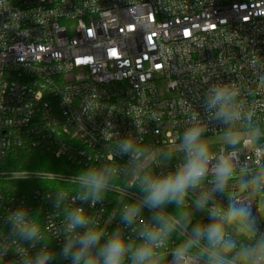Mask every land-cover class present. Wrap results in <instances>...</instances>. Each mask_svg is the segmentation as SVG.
I'll list each match as a JSON object with an SVG mask.
<instances>
[{"label":"built area","instance_id":"obj_1","mask_svg":"<svg viewBox=\"0 0 264 264\" xmlns=\"http://www.w3.org/2000/svg\"><path fill=\"white\" fill-rule=\"evenodd\" d=\"M215 83L234 84L264 129V0H0V163L15 149L62 161L56 172L0 173V182L41 184L0 191V233L10 247L0 262L16 259L3 220L10 210L53 213L52 189L105 159L116 139L135 134V121L156 152L171 147L187 113L204 117L202 100ZM208 127L210 136L223 134L215 121ZM135 195L120 182L103 205L84 206L110 232Z\"/></svg>","mask_w":264,"mask_h":264},{"label":"clouds","instance_id":"obj_2","mask_svg":"<svg viewBox=\"0 0 264 264\" xmlns=\"http://www.w3.org/2000/svg\"><path fill=\"white\" fill-rule=\"evenodd\" d=\"M202 108L204 117L186 114L177 142L161 152L143 142L135 121V134L116 139L105 159L52 189L48 216L27 207L10 210L3 220L13 264H264V213L258 207L253 214L254 203L264 205V129L232 83L210 85ZM213 121L224 136L216 151L209 139ZM112 138L106 131L104 139ZM115 157L126 160L115 163ZM173 160L174 166H164ZM120 182L136 195L109 232L88 208L103 205ZM56 213L60 224L50 233L45 223ZM9 250L0 233V259Z\"/></svg>","mask_w":264,"mask_h":264},{"label":"trees","instance_id":"obj_3","mask_svg":"<svg viewBox=\"0 0 264 264\" xmlns=\"http://www.w3.org/2000/svg\"><path fill=\"white\" fill-rule=\"evenodd\" d=\"M61 160H57L51 155H49L44 150H34L31 152H26L22 150H12L8 154L7 158L0 163V170L4 171H44V172H56L58 170L57 165ZM2 183V182H1ZM7 183H17L20 186H25L27 183L18 182H7ZM28 186H41L39 183H30ZM2 191V189L0 190ZM0 264H2L0 262Z\"/></svg>","mask_w":264,"mask_h":264},{"label":"rangeland","instance_id":"obj_4","mask_svg":"<svg viewBox=\"0 0 264 264\" xmlns=\"http://www.w3.org/2000/svg\"><path fill=\"white\" fill-rule=\"evenodd\" d=\"M159 87L161 89H164L165 88V82H160L159 84ZM242 135H245L246 133H241ZM210 139V143L214 146V151L218 150V148L223 144V140H224V136L223 134H218V135H212L209 137ZM62 162H58L57 165H61ZM4 172H7V171H4V170H0V173H4ZM25 186H20V184H17V183H4V182H0V190H6V189H10V188H13V189H25V190H33V189H37L39 188V186H33V187H30V188H27L28 185H30L29 183L27 184H24ZM261 213H264V208H261Z\"/></svg>","mask_w":264,"mask_h":264}]
</instances>
